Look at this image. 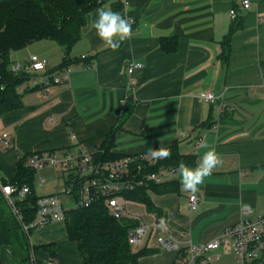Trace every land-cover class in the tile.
<instances>
[{
	"label": "crops",
	"instance_id": "crops-1",
	"mask_svg": "<svg viewBox=\"0 0 264 264\" xmlns=\"http://www.w3.org/2000/svg\"><path fill=\"white\" fill-rule=\"evenodd\" d=\"M117 1L125 2L110 0L103 7L115 11ZM126 1L125 17L132 22L133 35L117 51L105 47L91 27L97 17L94 11L71 52V59L79 62L71 66L69 82L33 91L28 82L20 87L23 107L0 118V136L10 138L8 148L0 145V176L14 178L20 162L25 159L28 164L38 152L61 156L82 145L96 154L110 134L115 155L136 156L153 147H167L195 156L193 168L204 152L214 149L222 163L195 193L181 189L177 168H167L172 172L169 181L178 183L179 192L151 194L155 206L165 213L164 226L145 205L127 201V216L151 227L145 248L156 251L138 264H174L176 252L162 249L158 237H171L181 247L199 245L239 222L243 206L252 209V220L264 214V0H250L247 11L241 9L240 0ZM232 10L239 14L241 28L231 38L226 61L223 43L233 25ZM163 40L169 42L168 49L177 43L176 49L163 50ZM38 44L14 52L12 63H25L31 55L45 61L50 51H60L62 61L65 58L58 44L48 43L49 48ZM130 63L142 65L131 80ZM207 92L221 99L223 112L218 103L201 100ZM125 98V110L128 102L133 104L124 121ZM59 173L63 186L37 193L40 197L63 194L71 199L63 193L67 179ZM192 195L200 201L196 211L188 204ZM57 227L60 231L54 232ZM39 229L49 231L48 237L64 233L62 240H69L65 224ZM49 244L56 241L45 245ZM4 254L15 264L11 252ZM231 255L236 260L233 253L223 257ZM44 258L43 263L49 254L44 252Z\"/></svg>",
	"mask_w": 264,
	"mask_h": 264
},
{
	"label": "trees",
	"instance_id": "trees-1",
	"mask_svg": "<svg viewBox=\"0 0 264 264\" xmlns=\"http://www.w3.org/2000/svg\"><path fill=\"white\" fill-rule=\"evenodd\" d=\"M110 0H0V118L20 110L23 107V93L19 92L30 77L16 76L10 72L11 55L30 45L49 40L64 50L65 58L56 69L71 67L78 60H72L73 48L81 41L87 26L88 15L103 7ZM124 4L115 3V12H121ZM237 12V11H236ZM241 28L239 14L233 20L224 46V59L230 56L232 36ZM168 41H162V48L172 52L177 43L168 49ZM85 61V60H84ZM81 62V60H80ZM36 89H31L33 91ZM128 102L122 119L125 121L132 112ZM110 134L103 148L94 155L96 162H108L121 158L111 151L114 137ZM195 156L180 155L172 151L170 159H162L160 164L150 171L159 168H178L180 162L191 166ZM36 171L30 168L26 160L20 162L17 173L10 180H3V185H15L20 189L28 187L29 194L16 205L26 225L34 223L37 214V203L40 196L34 186ZM66 180V184L68 185ZM179 192L175 181L161 184H150L132 192L123 193L127 200L145 205L148 213L158 220L165 219V213L155 206L151 194L164 195ZM142 223L137 219L125 216L117 219L111 216L104 200L95 202L88 208H75L67 213L66 230L70 242L77 244L78 252L84 264H138L145 256L156 251L143 248L135 251L129 243V232ZM30 237L23 231L0 189V264H4L5 252H11L15 264H31L32 251L44 250L51 258H56V244L36 247Z\"/></svg>",
	"mask_w": 264,
	"mask_h": 264
},
{
	"label": "built area",
	"instance_id": "built-area-1",
	"mask_svg": "<svg viewBox=\"0 0 264 264\" xmlns=\"http://www.w3.org/2000/svg\"><path fill=\"white\" fill-rule=\"evenodd\" d=\"M240 1L243 11L251 8L250 0ZM128 5V1L125 0L124 9L119 12L122 16H125V8ZM230 14L234 20L238 13L232 10ZM82 59L85 60L86 57ZM141 68L140 63L129 64L127 74L130 80ZM9 69L13 75L30 77L27 81L30 89H45L52 84L67 83L72 74L71 67L49 70L47 62L36 55H31L25 63H12ZM201 100L210 104L218 103L221 112L224 111L225 105L219 103L221 99L211 92L203 94ZM127 101L128 98L122 101V111L125 110ZM72 139L76 140V136L72 135ZM0 145L6 148L10 146V138L7 134L0 136ZM94 155L82 145L76 146L75 153L68 152L61 156L51 152L31 155L29 166L36 172L52 167L63 173L69 182L63 193L71 197L75 204L73 207H66L61 194L41 196L37 203L36 219L31 225L24 224L23 216L16 205L17 201L26 198L30 189L3 185L0 176L1 192L28 237L31 230L65 224L70 210L78 207L88 208L100 200L106 202L111 216L117 219L123 218L127 216L128 201L123 193L154 183L168 182V175L172 173L165 167L150 171L151 168L158 166L162 159L149 161L144 158L145 154L124 156L108 162H96ZM44 185L45 180L42 179L38 186L42 188ZM188 204L192 211H196L200 205L199 198L195 195L190 196ZM240 214L239 222L227 226L217 238L206 243L181 247L171 237L162 235L157 238V244L164 250L176 252L174 264H214L222 260L224 253H233L237 264H264V214L252 220L249 218L252 209L247 206L241 208ZM150 231L151 227L142 223L129 232V243L135 251L147 246ZM163 231L167 230L163 228ZM31 264H58V262L51 257L44 263L39 262L35 252L32 251Z\"/></svg>",
	"mask_w": 264,
	"mask_h": 264
},
{
	"label": "clouds",
	"instance_id": "clouds-1",
	"mask_svg": "<svg viewBox=\"0 0 264 264\" xmlns=\"http://www.w3.org/2000/svg\"><path fill=\"white\" fill-rule=\"evenodd\" d=\"M96 12L97 17L91 27L95 30L105 47L112 51H117L122 42L132 38V22L129 18L105 7L98 8ZM202 145L208 148L206 142L202 141ZM171 156L172 152L170 148L153 147L145 153L144 158L149 161H157L160 159H170ZM221 163V157L211 148L204 152L199 163L194 168L186 165L184 162H180L177 171L180 176L181 189L191 193L197 192L199 186L203 184L204 179L210 176ZM164 224L165 221L161 219L160 225L164 226Z\"/></svg>",
	"mask_w": 264,
	"mask_h": 264
},
{
	"label": "rangeland",
	"instance_id": "rangeland-1",
	"mask_svg": "<svg viewBox=\"0 0 264 264\" xmlns=\"http://www.w3.org/2000/svg\"><path fill=\"white\" fill-rule=\"evenodd\" d=\"M49 40L41 41L38 45L39 47L49 48L48 43H51V45H57L55 42H48ZM45 61L49 63V65L52 68H57L62 63V56L60 51H50L48 54H46ZM56 66V67H54ZM45 180V187L39 188V182L41 180ZM60 184V187L63 186V179L61 178V175L59 172H57L52 167H47L39 172L35 173L34 176V186L36 188V191L38 194L43 195L52 192L53 190H56L57 185ZM59 187V188H60ZM58 188V189H59ZM63 197V194H62ZM64 204L66 207H73L74 201L67 197H63ZM69 201V202H68ZM54 232H59L60 228H54ZM49 231L37 229L36 232L34 231L31 236V242L34 246L39 247L42 245H45L49 242L56 241V261L58 264H84L82 257L80 256L77 248V244L74 242H70L69 240H62L64 233L61 236H50L48 237ZM56 239V240H55ZM58 240V241H57ZM42 252H39V251ZM44 250L39 249L36 252V257L39 262L45 261L44 259ZM47 253V252H45ZM4 264H12L7 260H4ZM214 264H237L235 258L231 255L228 257H223L222 260L219 262H215Z\"/></svg>",
	"mask_w": 264,
	"mask_h": 264
},
{
	"label": "water",
	"instance_id": "water-1",
	"mask_svg": "<svg viewBox=\"0 0 264 264\" xmlns=\"http://www.w3.org/2000/svg\"><path fill=\"white\" fill-rule=\"evenodd\" d=\"M133 100V97L132 96H130V101H132Z\"/></svg>",
	"mask_w": 264,
	"mask_h": 264
}]
</instances>
